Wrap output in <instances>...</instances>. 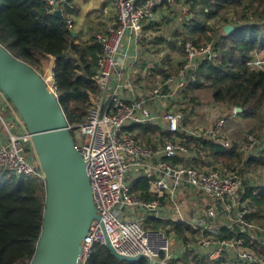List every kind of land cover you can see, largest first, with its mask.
Segmentation results:
<instances>
[{"label": "built area", "instance_id": "obj_1", "mask_svg": "<svg viewBox=\"0 0 264 264\" xmlns=\"http://www.w3.org/2000/svg\"><path fill=\"white\" fill-rule=\"evenodd\" d=\"M41 1L52 15L57 10L62 15L69 3ZM175 6L180 7L182 15L188 14L189 7L178 0H113V18L104 31L93 34L92 43L99 47V52L91 79L98 95H90L92 105L85 121L68 125L74 148L85 161L99 215L82 240L78 264H89L95 247L105 245V239L116 253L142 255L150 264H196L193 257L208 262L227 257L242 264L258 260L240 238L258 235L250 234L257 227L247 219L253 207L239 195L248 171L241 175L237 168L202 164L197 155L202 146L189 140L203 138L228 149L230 142L222 131L224 120L217 119L211 127L201 130L182 126L187 115L179 94L187 83L195 81L200 61H214V43L195 47L186 42L179 69L163 83L147 89L146 83L133 82L144 26L161 19V8ZM102 13H107L106 7ZM72 23L71 18L66 19L69 27ZM253 63L262 64L257 58ZM54 66V60H50L46 72L39 74L47 89L57 96ZM5 114L16 121L19 129L10 130ZM0 123L4 128V135L0 136V167L16 176L34 175L44 180L31 137L1 92ZM147 124L165 130L173 138L142 141L127 129ZM262 146L264 136L248 134L241 143V151L246 158ZM29 149H33L32 159L36 163L23 155ZM176 158L180 160L172 163ZM143 182L144 192L134 188ZM150 220L163 221L164 227L154 228ZM171 223L188 227L184 237L170 230ZM169 235L177 241H171Z\"/></svg>", "mask_w": 264, "mask_h": 264}, {"label": "trees", "instance_id": "obj_2", "mask_svg": "<svg viewBox=\"0 0 264 264\" xmlns=\"http://www.w3.org/2000/svg\"><path fill=\"white\" fill-rule=\"evenodd\" d=\"M178 2L189 7L187 15L181 14L179 6L164 7L160 9L159 21L144 26L133 82H144L147 89L156 83H163L179 69L186 42L199 47L212 41L216 58L214 61L199 62L195 81L187 83L179 94L187 100L182 110H188L186 106L195 99L191 96L194 91L207 89L213 102L223 105L228 112L239 108L237 115L254 118L256 122L247 132L259 134L257 138H261L264 136V66L253 62L264 53V0ZM69 3L59 18L46 12V5L41 0H0V44L38 73L46 67L49 57L53 58V78L59 104L67 124L78 125L85 121L92 105L90 95H98L91 77L99 47L84 41L78 31L72 30L71 27L76 26L74 22L71 27L66 24V19L71 18L73 12ZM177 18L182 20L181 29L176 25L180 24ZM162 23L175 24L170 26L171 32L165 37L158 33ZM227 24L234 26L229 34L222 30ZM162 44L168 46L166 51ZM171 57L172 60L177 58L175 63L170 62ZM189 120L184 118L182 126L187 127ZM127 129L142 141L173 138L172 134L150 124L131 125ZM189 140L196 146H202L201 150H197L202 164L238 168L241 175L245 170L257 172L259 184H253L250 178L244 179L239 195L241 200H246L253 207V213L247 219L253 224L264 225V185L260 175L264 172V146L245 158L241 143L235 140H231L228 149L203 138L189 137ZM178 160L176 158L172 163ZM44 199L43 179L34 175L16 176L0 167V264L30 263L41 230ZM148 222L154 228L164 227L163 221ZM170 230L184 237L188 227L182 223H171ZM230 235L236 238V235ZM257 236L249 238L241 235L240 238L245 248L258 258L252 264H264V238ZM193 260L196 264H242L240 260L227 257L212 262L198 257H193ZM89 264L148 263L145 258L134 262L121 261L100 245L95 247Z\"/></svg>", "mask_w": 264, "mask_h": 264}, {"label": "water", "instance_id": "obj_3", "mask_svg": "<svg viewBox=\"0 0 264 264\" xmlns=\"http://www.w3.org/2000/svg\"><path fill=\"white\" fill-rule=\"evenodd\" d=\"M54 15L62 17L59 10ZM233 29L231 24L222 27L225 34ZM0 92L9 99L31 137L45 183L42 225L29 264H78L82 240L99 215L85 161L74 148L58 97L47 89L37 71L1 44ZM261 179L264 185V172ZM104 246L121 261L147 260L142 255L116 253L107 239Z\"/></svg>", "mask_w": 264, "mask_h": 264}, {"label": "rangeland", "instance_id": "obj_4", "mask_svg": "<svg viewBox=\"0 0 264 264\" xmlns=\"http://www.w3.org/2000/svg\"><path fill=\"white\" fill-rule=\"evenodd\" d=\"M108 10H112L114 12V9H113V0H108ZM174 11V10H173ZM175 12V11H174ZM173 12V13H174ZM175 17H177V13L174 14ZM173 16V14L171 15ZM190 18L192 17L189 16ZM165 18H168V17H165ZM177 23H180V24H176L178 25V28L181 29V23H182V20L181 19H178L177 18ZM175 24H172V23H162V25H160L159 27V30H158V33L161 34L163 37L169 35V33L171 32L170 30V26H174ZM72 30L74 31H78L80 37L88 42V43H92V36L93 34L96 32L95 30H93L90 25H87V27H76L74 26L71 27ZM165 51L168 49V46L165 44H162ZM172 55V54H171ZM261 59H259V58ZM176 59L177 58H174L172 60V57L170 59V62L172 61V63H175L176 62ZM257 59H259L260 61H262V65L264 66V53L261 54V56H257ZM50 65V60L48 61L46 67L43 69V71L40 72V74H44L46 72V70L48 69ZM208 91L206 89H203L201 91H199V94L198 96L196 97V99L192 100L191 102H189V106H188V110L191 111L190 113V121H189V124L188 126H191V127H200V128H209L213 125V123L218 119L220 118L221 116H225L226 115V111L227 110H224V107L223 105H219V106H216L214 104H212L210 102L211 100V97H210V93L208 95L207 93ZM233 114V113H232ZM5 119L7 121V125L8 127L10 128V130L14 131L15 129H19L18 126H17V123L14 119H11L10 116H7L5 115ZM222 119V117L220 118ZM228 121V123H230L228 126H226L227 128H225V132H226V135H228V137H243L240 141L237 140V142L239 141L240 143H243V140L245 139V136L248 135L249 133L247 132L248 129L253 126V124H255L256 120H253V121H247V119H244L240 116H237V115H234L232 120L228 118H226ZM254 119V118H253ZM232 127V129H231ZM4 135V129L0 127V136ZM259 134L255 135V137H258ZM239 137V138H240ZM234 138V140L236 141V139ZM229 139V142H231V139L232 138H228ZM233 140V139H232ZM238 142V143H239ZM32 151L33 149H29V150H26L23 155L28 158L31 162H35L34 159H32ZM238 169V168H237ZM249 175H247L245 177L246 178H250L251 179V182L253 184L255 183H258L259 184V180L257 179V172L256 173H249ZM263 183V182H262ZM257 228H255L254 230L251 231V235H257V238L258 237H262L264 238V225H260V224H254ZM169 239L171 241H177V238L174 236V235H169ZM251 251V250H249Z\"/></svg>", "mask_w": 264, "mask_h": 264}, {"label": "crops", "instance_id": "obj_5", "mask_svg": "<svg viewBox=\"0 0 264 264\" xmlns=\"http://www.w3.org/2000/svg\"><path fill=\"white\" fill-rule=\"evenodd\" d=\"M70 1H71L72 4L69 3V5H70L71 8H73V12L71 14V19L73 20V22L75 23V25H76L77 28L78 27H80V28L81 27H87V25H90V27L93 30H95L96 32H98V31H104L105 28H106V26L109 24L110 20L114 16V12L112 10H110V11L108 10V5H109L108 0H70ZM105 7L107 9V13L106 14L105 13H102V9L105 8ZM92 38H93V36H92ZM49 58H50L49 60H53V58H51V57H49ZM199 91H201V90L194 91L191 96H194V98L196 99V97L199 94ZM209 93H208V95H209ZM210 97H211V95H210ZM181 98H182L183 103L186 104L187 103V100L184 99L182 96H181ZM210 102L212 104L216 105V106H219V105L221 106V104L214 103L213 100H212V98H211ZM186 107H188V106H186ZM184 112L187 115V117L190 119V114H189L190 111L189 110H186ZM232 113L226 111V115L225 116H221L222 119L225 122V124H224L225 126L223 127V130L222 131L225 134L224 135L225 138H232L234 140L235 137H228V135H226V132H225V128H227L226 126H228L230 124V123L227 122L228 120L226 118L229 117V119L232 120L233 116L234 115H237L236 112L233 113V114ZM237 116H239V115H237ZM220 118H218V119H220ZM244 119H246V118H244ZM248 120L249 121H253L255 119L251 118V119H247V121ZM188 124H189V122H188ZM0 127L3 128V126L1 125V123H0ZM187 127H189L190 129H194V130H197V129H200V130L201 129H206V128H200V127H191V126H188V125H187ZM231 129H232V127H231ZM239 137L235 138L236 141L237 140L240 141L243 138V137H240V138ZM34 160H35V163H36V159H34ZM145 187H146V184L143 182L138 187H136V189L137 190H140V192L141 191L144 192Z\"/></svg>", "mask_w": 264, "mask_h": 264}]
</instances>
